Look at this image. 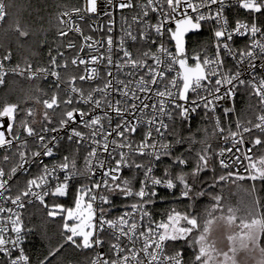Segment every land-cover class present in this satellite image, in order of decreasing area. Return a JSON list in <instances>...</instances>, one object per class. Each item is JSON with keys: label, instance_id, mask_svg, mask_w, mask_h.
<instances>
[{"label": "snow or ice", "instance_id": "6c2138e0", "mask_svg": "<svg viewBox=\"0 0 264 264\" xmlns=\"http://www.w3.org/2000/svg\"><path fill=\"white\" fill-rule=\"evenodd\" d=\"M102 2L121 11L139 7L131 23L121 17L127 28H121L119 37L112 35V12L107 7L102 9ZM235 5L246 10L250 19H230L233 0H84L83 8L74 7L71 13L61 14L69 19H60L67 31L60 29L58 35L68 37L74 32L82 38L79 45L68 40L66 47L77 50L70 62L85 66L84 74L67 81L56 70L68 67L64 52L59 50L56 55L49 50L48 67L35 69L28 64L21 70L17 64L5 70L12 52L0 57V86L9 72L21 76L27 73L29 80L54 78L52 95L36 100L43 104L42 121L35 119L32 108L22 109L19 103L0 106V200L25 209L32 203L26 198L34 197L47 209L48 217L62 220L63 243L50 249L38 264H53L52 258L65 244L75 250H91L94 255L89 264H249L250 259L264 264V197L260 196L264 189V154L254 158L253 153L256 146H264V25L256 15H264V0H235ZM6 8L0 0V21L7 15ZM101 12L109 20L106 30L103 26L93 29L105 32L99 40L85 35L71 18L75 15L84 21L88 14L98 16ZM133 25L139 26L135 34ZM205 25L211 31L210 44L197 41L198 48L190 50L189 33L199 35ZM16 31L21 37L29 35L18 24ZM237 37H248L250 43L238 48ZM129 42L136 48L135 54ZM100 48L105 52L92 54ZM229 59L235 61L232 67L228 66ZM120 73L127 79H121ZM77 79L103 83H97L85 95L75 86ZM65 83L67 98L61 99V84ZM242 87L245 94L255 98V104L248 105L254 120L242 118L236 108ZM97 93L100 98H96ZM73 94H79L76 103L82 101L90 110L76 107ZM61 104L71 107L62 109L54 122L53 114ZM222 104L227 127L216 114ZM103 106V116L95 114ZM201 111L202 119L213 121L212 137L224 145L218 150L210 139H197L191 132L192 121ZM37 123L39 129L34 127ZM81 126L90 131H81ZM185 126L189 129L187 136L178 131ZM254 130L260 135H253ZM245 133L253 138L248 141L251 147L242 152ZM65 140L72 151L57 162L45 163V158H54L61 151ZM85 141L90 143L81 169L77 156ZM196 145L200 147L196 149ZM180 147L183 151H178ZM165 158L172 162L164 165ZM190 158L194 164L185 170L182 166L189 165ZM161 165L163 175L158 176L156 169ZM236 165H242L246 175L238 169L232 171ZM30 166H35L38 174L32 175ZM125 169L131 175L125 176ZM22 173L31 178L17 186L14 197L6 196L12 190L10 181ZM237 180L252 182L244 190L248 202L243 208L223 203L231 195L230 189L225 191L229 182L236 184ZM159 189L166 191L162 195ZM69 195L72 206L58 202ZM49 196L52 203L45 199ZM205 196H210L213 203L203 216L172 207L165 211L164 219L157 221L152 211L158 201L187 200L193 207ZM115 197L123 198L121 204L127 210L112 217L111 211L117 207ZM217 211L221 214L216 215ZM5 212L6 218L0 216V264H32L24 243L33 229H26L21 212L0 206V214ZM241 212L243 215H238ZM220 230L223 238L215 235ZM241 252L245 255L238 259Z\"/></svg>", "mask_w": 264, "mask_h": 264}, {"label": "trees", "instance_id": "16d2710c", "mask_svg": "<svg viewBox=\"0 0 264 264\" xmlns=\"http://www.w3.org/2000/svg\"><path fill=\"white\" fill-rule=\"evenodd\" d=\"M79 1L80 0H8L6 4L7 15L0 26V52L7 53L11 51L16 63L20 65H44L49 50L61 45L56 35L59 28L57 19L58 14L62 10L77 6ZM17 24L21 30L27 31L29 35L21 37L16 31ZM190 44L191 42L189 39V49H191ZM37 89H40V91ZM45 93L47 92L44 89V85L40 82L29 81L20 77H8L5 84L0 89V105L2 106L3 103L6 102L19 103L22 109L37 108L36 110L39 111L41 103H37L36 100L39 98L42 101ZM241 94L242 95L238 97L237 110L242 118H252L254 120V112L249 111L248 105L255 104V98L245 94V89L241 90ZM64 108L65 105L62 104L56 113L58 118L54 120V122L58 121L60 112ZM21 115H23V113H21ZM202 116L203 113L197 116L191 127V132L196 135L197 139L207 138L211 140V126L209 121L202 119ZM204 129H207V132H205ZM178 131H182L185 136L189 135V130H185V128L178 129ZM199 147L200 145L195 146L196 149ZM70 151H72V149L69 147L68 143L63 142L61 145V153L63 155H68ZM179 151H183V147ZM261 154H264V146L258 149L255 157ZM85 155L86 150L81 148L77 156V164L80 168L81 164H83ZM190 160L191 163L185 166V170H189L193 166L194 160L192 158H190ZM167 164L169 163L164 161V165ZM164 165L159 167L157 171L158 176L163 175ZM218 171L227 170H220L218 168ZM176 172H179V169H176ZM209 174L211 175L212 173L209 172ZM124 175L129 176L131 172L129 170L125 171ZM21 180L25 179L21 178ZM246 183L248 184L247 181ZM74 190L75 189H73V191ZM216 191L218 192L219 189ZM260 196L264 197V189L260 191ZM114 199L117 207H123L121 204L123 198L115 197ZM46 201L52 203L53 198H49ZM58 202L65 204V206H72V196L69 195L65 198H59ZM128 202H130V198ZM212 203L213 201L210 196L200 198L193 207H189L191 204L190 201L185 200L181 203L169 198L166 201H158L156 204L152 205V211L160 219H164L165 211L172 207L180 211L193 212L198 216H202L205 211L210 208ZM223 203H227V201ZM231 205L233 207H242L238 199L231 200ZM261 211H264V209H261ZM22 214L26 229H33V231L28 234L24 246L26 252L32 258V264H38L39 260L47 256L50 249L63 243L60 235L62 220L59 216L55 219L48 217L47 209L40 203L27 206L22 211ZM190 253L191 250H189L187 255H190ZM92 256V251L75 250L69 244H65L64 248L60 250V253L52 258V260L53 264H89Z\"/></svg>", "mask_w": 264, "mask_h": 264}, {"label": "built area", "instance_id": "2783aa9c", "mask_svg": "<svg viewBox=\"0 0 264 264\" xmlns=\"http://www.w3.org/2000/svg\"><path fill=\"white\" fill-rule=\"evenodd\" d=\"M7 1H8V0H4L5 4H7ZM140 2L143 3V2H146V0H140ZM233 5H234L233 8H232V9L230 10V12H229V17H230V19H234V18H239V19H250L249 13H248L246 10H244V9H240L238 6L235 5V0H233ZM75 7L83 8V7H84V0H80V1H79V4H78L77 6H75ZM105 7H107L108 10H110V11L112 12V20L114 21V31H113L112 35H114L115 37H119L120 35H122V33H121V28H122V27L127 28V25L124 24V22L122 21L121 17H122V16H123V17H127L129 23H131V17H132L134 14H136L137 12H139V7H136V8H134V9H125V10L121 11V10H119L118 8H115V7H112V6H108V5H106V4H104V3L102 2V3H101V8L103 9V8H105ZM73 8H74V7L70 8V9L62 10V11L58 14L57 19H58V22H59V28H58V30H57L56 35H57V38L60 40L61 45H60L59 47H55V48H53V49L51 50L53 55H56L57 50H59V51H61V52H64V56H65V58H67V60H68V67H67V68H58V69H56L57 71L60 72V74H61V78H62V80H64V81H67L68 78L71 77V76H77V77H78L79 75L84 74V71H83V70H84V67H85L84 65H79V66L77 67V66L71 64V62H70V61H71V58H73V57L76 55V51H77V50H76V49H68V48L66 47V45H67L69 39L74 40V41L77 43V45H79L80 42H81V40H82V38H81L78 34H76V33H74V32H69V36H68V37H61V36L58 35V31H59L60 29H63V30H65V31H67V25L60 24V19L62 18V19H64L65 21H67V20L69 19V18L66 17V16H65V17H62L61 14L64 13V12H69V13H71V11H72ZM82 14H83V13H82ZM256 15L260 17V23H261L262 25H264V15H261V14H256ZM71 18H72V20L76 21V23L80 24V26L82 27V29H83L85 35L93 36V38L96 39V40H99V39H101V37H104V35H105V32H104V31H93V29H99L101 26H103V27L105 28V30H106V28H107V26H108V20H109V17L106 16V15H103L102 12H101V14L98 15V16H93L92 14H88V17H87L84 21H81V20H80L77 16H75V15H72ZM3 21H4V20H3ZM3 21H0V26L2 25ZM152 22H155V20H153ZM170 26H172V25H170ZM132 30H133V32H134V34H135L136 32H138V30H139V26H138V25H133V29H132ZM257 38H259V36H258ZM189 39H190V42H191V44H190V45H191V49L198 48V44L196 43L197 41L201 42L202 45H208V44H210V42H211V31H210V28L208 27V25H205V26L203 27V30L200 32L199 35H193V34H192V35L189 36ZM235 39H236V45H235V46L238 47V48H243V47L245 46L246 43H250V39H249L248 37H237V38H235ZM105 47H106V45H105ZM128 47H129V49H130L131 51H133V53L135 54V52H136V48L132 46V43H131V42H129ZM191 49H190V50H191ZM154 50H155V46H153V51H154ZM87 51H88V50L85 49V52H87ZM257 51H258V50H257ZM104 52H105V48H100L99 52H93L92 54H93V55H99L100 53H104ZM48 53H49V52H48ZM48 53H47V55H46V62H45L44 65H40V66H32V68L35 69V68H38V67H48V66H49V59H50ZM5 54H6V53H2V52H0V57H2V56L5 55ZM209 54H210V53H209ZM80 55H81V56H84L85 53H80ZM190 55H191V51H190ZM58 60H59L60 63H63V62H64V60L61 59V58H58ZM149 63H152V61L149 60ZM17 64H18V63H16L14 57L12 56V59H11L10 61H6V62H5V70L11 69V68L15 67ZM233 64H235V61L229 59V60H228V66H229V67H232ZM19 66H20V69H21V70H23V69H25V68L27 67V65H20V64H19ZM127 70H128V69H125L124 71H127ZM101 71H102V74H103V72H104L103 66H101ZM112 71L114 72V74H116V69H115L114 66L112 67ZM119 76H120L121 79H127V77H125L122 73H120ZM8 77H20V78H23V79L29 80V79H27V73H25L23 76H21V75H17V74H13V73L9 72L8 76L5 77V81H6V79H7ZM53 79H54V78H52V77H48L47 79H42V78L37 77V78L32 79V80H29V81H35V82H40V83H42V84L44 85V89H45L46 92H47V95H44L43 99H48V98L52 95V92L54 91V88H53L52 86H50V85H51V82H52ZM97 83L101 84V86H102L103 81H80L79 79H77V80L75 81V86H76V87H79V88H82V89L84 90L85 95H86L87 92H88L91 88L96 87ZM2 87H3V85L0 86V89H1ZM67 88H68V85H67L66 83H65V84H61V92L59 93L61 99H66V98H67L66 95H65V92H64V90L67 89ZM242 89H244V88L242 87L241 90H242ZM73 96H74V105H75L76 107L81 108V109H85V110H90V106H89V105H85L82 101L79 102V103H76V101H79V100H80V98H79V94H73ZM95 96H96V98H100V94H99V93L95 94ZM114 96H115V98H120V97H119V94H114ZM43 99H42V100H43ZM237 101H238V99H237ZM61 105H62V104H61ZM0 106H1V105H0ZM223 106H224V105L222 104V105H221V108L218 109V111H217L216 114L221 116V118H222V120H223V123H224L225 127H227L228 121L225 120V119H223V116H222V108H223ZM60 107H61V106H60ZM65 107H69V108H70L71 106H65ZM236 108H237V104H236ZM59 109H60V108H59ZM59 109H56L55 113L53 114V121L56 120V119L58 118V115H57L56 113L58 112ZM104 110H106V106H103L101 109H97L95 114L103 116V114H104ZM39 111L41 112V116H38V115H39L38 113H37L36 116H35V119H36L38 122L43 120V112H44V108H43V104H42V102H41V105H40V107H39ZM48 111H49V112H52V110H48ZM201 113H203V112L201 111ZM109 114H110V115H113V116L115 115L114 113H111V112H109ZM196 118H197V116H196L195 119L192 121V125H193L194 121L196 120ZM77 119H79L78 116H77ZM233 119H235V117H233ZM204 120H207V119H204ZM207 121H209V124H210V126H211V132H213V121H211V120H207ZM113 123H115V120L113 121ZM192 125H191V127H192ZM74 126H75V125H74ZM106 126H107V125H106ZM34 127H36L37 129H39L40 124L37 123L36 125H34ZM184 128H185V130H189V129H188V126H185ZM0 130H2V129H0ZM80 130L83 131V132H85V133H88V132L90 131L89 129L83 128L82 126H81V129H80ZM232 130L235 131V126H234V124H233ZM21 135H22V137L25 135V134L22 132V130H21ZM60 135H61V136H64V135H65V132L61 131ZM253 135H260V133H259L258 130H254ZM244 136H245V144H244L243 146H241V151H242V152H243V151H246V149H247L248 147H251V144L248 143V141H249L251 138H253V137H250V135H249L248 133H245ZM29 139H30V138H29ZM136 139L138 140V139H139V136H137ZM63 142H67V141L65 140V141H63ZM63 142H62V143H63ZM210 142L213 144V147L216 148L217 150H218V147H223V146H224V145L221 143L220 140L215 139V138H213V137H212V139L210 140ZM89 143H90V142L85 141L84 146L82 147L83 149L86 150V154H87V151H88V144H89ZM229 146H230V145H229ZM34 147H35L34 145L29 144V148H30V149H34ZM260 147H261V146H256V147L253 149V153H254V154H257V151H258V149H259ZM181 148H182V147H180V148L178 149V151L181 150ZM125 151H126V149H125ZM29 154H30V153H29ZM2 155H3V150L0 149V157H2ZM237 155H240V153H237ZM250 155H251V153H250ZM62 156H63V154H62L61 151H60V152L56 153V155H55L54 158H45L44 162H45V163H48V164H51V163H54V162L59 161V159H60ZM85 156H86V155H85ZM254 158H255V155H254ZM164 161L168 162L169 164L172 162V161H171L170 159H168V158H165ZM244 163L247 164V161H244ZM84 164H85V161H84V158H83V164H81V169L84 168ZM4 166H5L6 170H7V168H8L7 162H5ZM77 166H78V164H77ZM78 167L80 168V166H78ZM182 167H185V166H182ZM158 169H159V168L156 169V175H158V174H157ZM237 169L239 170V172H240L241 175H246V173L244 172V169H243V166H242V165H236V166H235L234 168H232L231 170H232V171H236ZM30 171H31L32 175H36V174H38V173H37V169H36L35 166H30ZM125 171H128V170L125 169L124 172H125ZM61 175H62V174H61ZM21 178H24V179L26 180L27 178H31V177L28 176L27 173L18 174L16 177H14L13 180L10 181V184H12V190H11L10 193H7V192H6V193H5L6 196H8V195H11V196H13V197L15 196V194H16V192H17V186H18L19 184H22V183L24 182V180H21ZM137 187H138V185H137ZM73 189H74V188H73ZM34 190H35V191H40L39 189H34ZM159 190L161 191V194H162V195H163L164 192L166 191V190H164V189H159ZM49 198H52V197L49 196V197H46L45 199L47 200V199H49ZM63 198H65V197H63ZM26 200H31V201H32V203H27V204H26V207H27V206H30V205H32V204H37V203H39V201H38V200H35L34 197H28V198H26ZM0 206H3V207H5V208H13L14 211H19V212H21V213H22V211L24 210V209H18V208H16V206H15V205H12L10 201H5V200H0ZM118 210H119V211H118ZM125 210H127V209H125L124 207L118 206V207L112 209V211H111V216H112V217H115V216H117V215H119V214H122ZM7 215H8L7 212L0 214V216H3V217H5V218L7 217ZM155 219H156L157 221L161 220V219H160L159 217H157L156 215H155ZM9 235H11V236L14 237L15 234H14V233H9ZM24 247H25V246H24ZM137 247H139V244L137 245ZM104 251H107V249L105 248ZM93 255H94V253H93Z\"/></svg>", "mask_w": 264, "mask_h": 264}, {"label": "rangeland", "instance_id": "374dc122", "mask_svg": "<svg viewBox=\"0 0 264 264\" xmlns=\"http://www.w3.org/2000/svg\"><path fill=\"white\" fill-rule=\"evenodd\" d=\"M36 109L33 108L35 113L36 114L38 113L39 114L38 116H41V112L37 111ZM208 175L210 176L209 173H208ZM246 181L248 182V184L246 183ZM251 184H252V182L249 181V180H237L236 184H231L230 183L229 186L225 189L226 192L228 191V189H230V191H231V195L228 197L227 203L231 204V200L238 199L240 201L241 205H242L241 208H243V206L248 202V196H247V194H246V192L244 190L246 188L250 187ZM215 214L216 215H220L221 213L219 211H217ZM238 215H243V212L238 213ZM237 223H239V221H237ZM215 235L218 238H223V236H224L223 230L218 231L217 233H215ZM262 246H264V238H262ZM85 251H91V250H85ZM244 255H245V253H243V252L239 253L238 259L240 257H243ZM256 258L257 259L259 258L258 253L256 255ZM249 264H256L255 259H250Z\"/></svg>", "mask_w": 264, "mask_h": 264}, {"label": "water", "instance_id": "95a60500", "mask_svg": "<svg viewBox=\"0 0 264 264\" xmlns=\"http://www.w3.org/2000/svg\"><path fill=\"white\" fill-rule=\"evenodd\" d=\"M172 26H174V25H172ZM190 35H192V34H191V33H189V36H190Z\"/></svg>", "mask_w": 264, "mask_h": 264}]
</instances>
